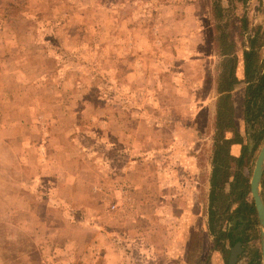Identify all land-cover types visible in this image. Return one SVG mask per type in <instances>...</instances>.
<instances>
[{"label": "rangeland", "instance_id": "obj_1", "mask_svg": "<svg viewBox=\"0 0 264 264\" xmlns=\"http://www.w3.org/2000/svg\"><path fill=\"white\" fill-rule=\"evenodd\" d=\"M214 1L0 0V264H229L227 235L243 242L236 264L260 253L257 215L230 202L243 185L252 202L264 144L242 107L250 39L264 64V0H220L219 19ZM221 33L235 80L221 135L242 144L215 239L217 89L233 65Z\"/></svg>", "mask_w": 264, "mask_h": 264}, {"label": "trees", "instance_id": "obj_2", "mask_svg": "<svg viewBox=\"0 0 264 264\" xmlns=\"http://www.w3.org/2000/svg\"><path fill=\"white\" fill-rule=\"evenodd\" d=\"M214 16L215 18H221V4L220 0H215L213 2ZM227 36L225 33H221L217 39V46L219 44H223L222 50L217 51L220 57L230 56V62H233V65L229 67L228 73L222 84H218V100H217V116H216V128L218 130V134L214 138V150L212 157V172L210 178V207L211 210L209 212V232L216 239H220L224 234L222 231H216V228L213 225V222H216L214 217L217 214L215 209H212L216 203V199L219 196V190L221 188V184L224 183L227 178V170L228 164L227 161L230 158L229 149L233 145L242 144V138L240 137L236 139V141H229L225 139L224 136L221 135L222 132V124H223V113L222 108L225 107L229 93L231 92L235 80L233 78V70H234V57L229 52L230 45L227 46L226 42ZM254 39H250L248 41V49L243 51V60H244V77H245V93L243 98V118L245 123L249 126L251 123L257 121L259 129L253 136L254 148H258L260 143L264 139V64L258 65L255 61V51H254ZM219 48V47H218ZM264 63V62H263ZM242 161V156L238 159L237 162ZM238 178V177H237ZM262 189H264V181L262 179ZM248 196V188L244 185L242 186V191L238 193V197L235 200H232L230 204L236 202L238 207L234 212L236 218H241L242 212H247L249 216H256L255 208L252 202L247 201ZM264 202V197H262ZM243 220V218H241ZM240 226V222H237V227ZM217 233V235H216ZM228 242L230 247H234L238 245L243 251L242 248V240L241 239H233L232 235H227ZM215 244L217 245L216 241ZM246 264H261V254L257 251L250 256V259L246 262Z\"/></svg>", "mask_w": 264, "mask_h": 264}, {"label": "water", "instance_id": "obj_3", "mask_svg": "<svg viewBox=\"0 0 264 264\" xmlns=\"http://www.w3.org/2000/svg\"><path fill=\"white\" fill-rule=\"evenodd\" d=\"M264 172V144L262 145L252 172V176L249 183V192L252 203L254 205L259 227H260V253L261 264H264V202L261 195V181ZM241 249L236 245L232 251L229 260V264H236L237 257L240 254Z\"/></svg>", "mask_w": 264, "mask_h": 264}, {"label": "built area", "instance_id": "obj_4", "mask_svg": "<svg viewBox=\"0 0 264 264\" xmlns=\"http://www.w3.org/2000/svg\"><path fill=\"white\" fill-rule=\"evenodd\" d=\"M121 205L124 206V207H123L124 209H126V207H125V205H124L123 203H122ZM115 208H116V206H115L114 204L111 205V209H112V210H114Z\"/></svg>", "mask_w": 264, "mask_h": 264}]
</instances>
